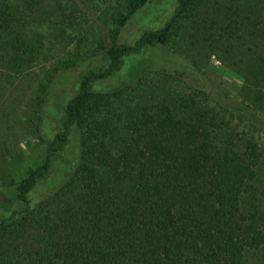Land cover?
Wrapping results in <instances>:
<instances>
[{
    "label": "trees",
    "instance_id": "1",
    "mask_svg": "<svg viewBox=\"0 0 264 264\" xmlns=\"http://www.w3.org/2000/svg\"><path fill=\"white\" fill-rule=\"evenodd\" d=\"M150 1L0 0V93L20 77L37 76L39 100L52 78L83 56H106L81 74L42 161L11 183L9 206L20 208L0 219V264H264L259 139L201 91L173 88L172 79L95 90L126 57L177 43L183 25L207 6L221 13L222 37L243 40L247 49L232 45L246 62L240 94L264 116V0H249L259 6L254 15L234 8L239 0H179L164 27L120 43L122 28ZM75 129L83 147L77 170L53 198L32 208V191Z\"/></svg>",
    "mask_w": 264,
    "mask_h": 264
},
{
    "label": "rangeland",
    "instance_id": "2",
    "mask_svg": "<svg viewBox=\"0 0 264 264\" xmlns=\"http://www.w3.org/2000/svg\"><path fill=\"white\" fill-rule=\"evenodd\" d=\"M178 2L151 0L122 28L119 42L133 44L147 30L164 27L173 17ZM237 6L240 7L239 12L245 15H254L259 10L258 5L251 7L249 0L236 1L233 7ZM220 14L213 13L212 7L201 8L196 18L183 25L177 43L172 41L166 46L148 48L141 54L126 57L122 69L96 82L95 90L115 92L131 87L139 80L157 83L172 79L170 85L173 88L201 91L200 97L223 111L241 131L254 134L264 146V116L248 109L240 94L242 81L238 79V74L246 72V62L234 49L239 42L242 45L243 40L219 34ZM214 20L218 24L213 25ZM259 33L263 38L264 27ZM222 43L227 45L228 50L221 49ZM105 61L103 51L83 56L74 68L52 78L39 100L34 94L40 93L43 78L37 76L34 79L20 77L13 85L7 84L5 91L0 93L3 96L0 102V219L20 208L18 204L9 206L11 183L42 161L45 140L59 132L65 104L74 96L81 74L86 68ZM187 69L196 70L197 74H190ZM238 95L241 98H235ZM82 155V132L75 129L70 144L56 158L51 173L32 191V208H39L54 197L77 170Z\"/></svg>",
    "mask_w": 264,
    "mask_h": 264
}]
</instances>
